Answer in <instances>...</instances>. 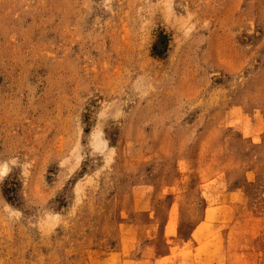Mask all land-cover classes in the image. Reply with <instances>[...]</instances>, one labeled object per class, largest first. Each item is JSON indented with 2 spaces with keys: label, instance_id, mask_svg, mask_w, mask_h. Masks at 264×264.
Here are the masks:
<instances>
[{
  "label": "rangeland",
  "instance_id": "rangeland-1",
  "mask_svg": "<svg viewBox=\"0 0 264 264\" xmlns=\"http://www.w3.org/2000/svg\"><path fill=\"white\" fill-rule=\"evenodd\" d=\"M0 264H264V0H0Z\"/></svg>",
  "mask_w": 264,
  "mask_h": 264
}]
</instances>
